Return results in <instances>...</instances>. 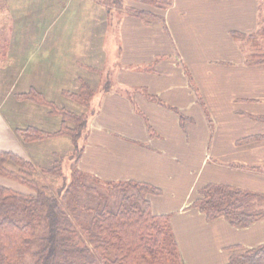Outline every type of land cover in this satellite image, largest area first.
<instances>
[{
	"label": "crops",
	"instance_id": "0c3cea01",
	"mask_svg": "<svg viewBox=\"0 0 264 264\" xmlns=\"http://www.w3.org/2000/svg\"><path fill=\"white\" fill-rule=\"evenodd\" d=\"M36 1L28 2L35 19L31 42L13 31L0 34V82L17 80L55 104L81 83L92 89L76 170L101 183L159 190L147 198L151 213L171 216L182 264H226L228 249L264 244V219L235 229L222 219L207 223L191 207L208 184L264 195V140L239 143L264 136L257 120L264 117V65L247 66L232 37L261 30L263 0H171L166 10L118 0V11L104 6L103 12L101 0ZM36 7L45 21L33 15ZM130 11L163 22L148 23ZM38 22L46 30L36 31ZM7 73H14L12 80ZM13 102L5 106L0 99V152L29 161L37 175L46 168L39 148L73 145L65 137L24 144L16 130L52 133L60 124L46 108Z\"/></svg>",
	"mask_w": 264,
	"mask_h": 264
},
{
	"label": "trees",
	"instance_id": "16d2710c",
	"mask_svg": "<svg viewBox=\"0 0 264 264\" xmlns=\"http://www.w3.org/2000/svg\"><path fill=\"white\" fill-rule=\"evenodd\" d=\"M136 2L162 10L172 6L171 0ZM130 12L148 23L163 22L147 12ZM232 37L247 66L264 65V29L247 36L233 33ZM61 95L87 109L92 89L81 83L75 93L65 91ZM15 100L42 106L50 115L61 119L59 129L52 133L32 127L16 130L21 141L32 144L69 137L76 161L72 163V182L59 189L58 196H53L32 180L35 168L29 161L12 152H0V177L31 191V194H22L0 186V264H182L171 230V216L151 213L147 198L160 196L159 190L141 183L107 184L98 181L97 187L102 190H97L96 205L79 209L77 200L68 197L77 191L92 197L89 190H82L78 181L79 178H94L75 170L81 154L77 143L85 134L88 115L70 113L34 89L16 94ZM257 120L264 122V117ZM262 140L264 136H254L239 143L248 145ZM8 162L15 165L17 172L6 168ZM59 170L56 166L43 170V173L57 175ZM103 189L119 193L115 210H111L107 202L100 204L98 193L104 192ZM198 196L191 207L203 215L207 223L222 219L232 228L245 229L264 219L262 194L208 184L198 190ZM89 199L92 202L93 198ZM228 253L226 264H264V244L251 250L232 247Z\"/></svg>",
	"mask_w": 264,
	"mask_h": 264
},
{
	"label": "rangeland",
	"instance_id": "374dc122",
	"mask_svg": "<svg viewBox=\"0 0 264 264\" xmlns=\"http://www.w3.org/2000/svg\"><path fill=\"white\" fill-rule=\"evenodd\" d=\"M30 0H0V21L4 22L5 25L4 28L2 24H0V34L5 33V32H12L13 31V36H20L22 37L27 44L31 42V37L33 35V24L32 21L35 20L33 17L29 16L28 12L31 9L30 4L28 3ZM42 2L41 0H37L35 4H38ZM117 2L118 0H114L112 4V0H101V11H104V6H109L113 11H118L119 7H117ZM117 7V8H116ZM262 8H263V16H264V0L262 3ZM99 11L98 18L103 17V15H100L102 13ZM131 13V12H129ZM33 15L38 18L40 17L41 19L44 20V17L42 16L43 13H40V9L36 7V9L33 10ZM6 17V18H5ZM13 17V18H12ZM13 20H14V30H12L13 26ZM100 21H103L102 19L99 18ZM45 21V20H44ZM37 27L35 28L36 31H43L46 30V24H38L36 25ZM264 28V23L262 24L261 30ZM98 29L101 31L102 27L98 26ZM108 44L111 48H115L117 45V41L114 37H109L108 38ZM1 43V41H0ZM24 47H29V46H24ZM110 58V55H109ZM111 59V58H110ZM112 61V60H111ZM107 67V66H106ZM108 68V67H107ZM14 73H7V77L10 76L11 80L13 78ZM103 77L101 73L97 72V81L101 82L100 80ZM21 82H18L17 80L12 81V84H2L0 82V99L2 101L6 100L7 103L5 106H11L13 105V98L15 99L16 94H20L21 91L27 92L30 89L26 87H20L19 85ZM105 82L101 83V87L105 86ZM35 90V89H34ZM20 91V92H19ZM14 95V96H12ZM13 97V98H12ZM12 102V103H11ZM24 103H28V101H23ZM72 102L69 99H61V102H58L56 105L60 108H64L70 113L73 114H78L80 112L77 111L76 106L71 105ZM73 107L74 110L71 109ZM42 107V106H40ZM44 108V107H43ZM83 108V107H82ZM76 109V110H75ZM88 109L83 108V115L88 114ZM60 124L61 119L59 116H55ZM60 127V126H59ZM65 139H69V137H65ZM72 145V144H71ZM25 151L22 150V152L29 154L30 152V147L27 145H24ZM40 147V146H39ZM52 151L56 152V154H51ZM39 153H41L42 158L44 161V165L46 166L47 169H51L53 167L58 166L60 168L59 174L54 175V174H47L43 173V170H47L46 168L40 169L37 172V175H32L31 178L34 182L37 183V185L40 188H44L49 195L53 196H58L57 191L59 189H63V187H67L72 182V173L74 169L72 168V163L76 161V155H74V149L70 147V149H67V146H62V145H55L48 147V148H39ZM48 164V165H47ZM8 169L10 170H15L16 167L13 163L8 162L5 165ZM48 166V167H47ZM76 170V169H75ZM78 172V171H77ZM87 176V175H84ZM80 181H78V184H82V190H89L88 194H92V197L87 196L85 193H80L77 191V193H73L71 196H68L70 199L77 200L79 203V209L80 207H85L87 208L89 204L91 205H96V199H97V190L99 189L100 191L102 190L100 186L97 187V180H84L82 178H79ZM74 181V179H73ZM0 186H4L7 188H10L16 192L22 193V194H31V191L8 179L0 177ZM104 190V189H103ZM98 193L99 196V201L100 204H104L105 202L108 203V207L111 210H115L119 198V193L118 192H109L104 190V192ZM62 193V191L60 192ZM89 198H93L92 202L88 201L90 200ZM70 204H73L72 202Z\"/></svg>",
	"mask_w": 264,
	"mask_h": 264
}]
</instances>
